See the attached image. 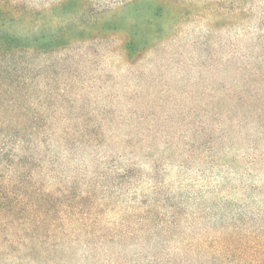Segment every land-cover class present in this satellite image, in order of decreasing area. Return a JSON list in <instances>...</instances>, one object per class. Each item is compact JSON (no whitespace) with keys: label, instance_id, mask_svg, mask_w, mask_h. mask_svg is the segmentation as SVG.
Here are the masks:
<instances>
[{"label":"rangeland","instance_id":"rangeland-1","mask_svg":"<svg viewBox=\"0 0 264 264\" xmlns=\"http://www.w3.org/2000/svg\"><path fill=\"white\" fill-rule=\"evenodd\" d=\"M60 1L1 4L0 133L40 142L0 159V264H264V0H87L51 47Z\"/></svg>","mask_w":264,"mask_h":264},{"label":"trees","instance_id":"trees-1","mask_svg":"<svg viewBox=\"0 0 264 264\" xmlns=\"http://www.w3.org/2000/svg\"><path fill=\"white\" fill-rule=\"evenodd\" d=\"M3 1L4 0H0V20L2 18H4L5 16L10 17L9 12L4 11L1 7V4ZM153 1L144 0L145 3L148 2L150 4L153 3ZM140 2H142V0L133 2L132 6L138 5V3H140ZM69 4H71L73 6L72 9H74V11L71 12L70 14L67 11V10H70V9H67V6ZM54 8L63 10L64 14L67 15V19H66L67 20V26L66 27H63V26L59 27L58 32L49 38V40L47 41L46 44H47V46H51V47L57 46V44L59 43V38H64L65 36H68V32L71 28V27H69V23H68L69 18L77 17L78 19H81V18H85V17H91V19L94 20L93 17H95V15L97 14V12L93 10L91 3H88L87 0H62L57 5H55ZM4 25H5V20H2V23H0V57H6V56L10 55L13 58L16 55V53L30 48V47L26 48L25 46H23V42H22L21 38L15 36V35H11V34L6 33L4 31ZM85 32L86 31H80V33H82V34H85ZM33 48L34 47L31 46V49H33ZM132 49H134V47ZM127 51H128V53L130 52L129 55H131V52H132V54H134L137 50L134 49L132 51L130 49H127ZM11 66H12L11 63L3 62L0 60V73L2 72V70L5 69V67H7L8 70L10 71ZM0 134L3 136L2 139L4 137L7 138L5 141H2L3 145H8L7 144V142H8L12 147V150H10V151H8L6 149V146H2L0 148V159L5 158L7 160V162L9 163L8 164L9 166L11 164H13L14 152L17 150L16 148L19 145H22L21 147H23V152L26 154L27 152L31 151V150H29V147H28V145L30 143L34 144V143L40 142L39 139L38 140H36V139L30 140L31 138H33L35 135L38 134V131H34V132L30 131L29 140L25 139V135L21 136L19 133H12L8 137L4 136V133H0ZM22 159L23 160H22V163L20 165L22 168H25L28 160H30V159L33 160L32 158L28 159V157H26V156L23 157ZM7 162H5V163H7ZM10 168L11 167H9L7 169H10ZM23 171L24 170L17 172L18 180H20V182H23V183H29L28 176L27 175L25 176L23 174ZM0 190H2V192H0V208L4 209L6 212L10 213L14 207V202H12L11 200H9L7 198V194L4 192L5 188L0 187ZM38 202H39L38 200H36V203H35V201H32V206L38 205Z\"/></svg>","mask_w":264,"mask_h":264}]
</instances>
